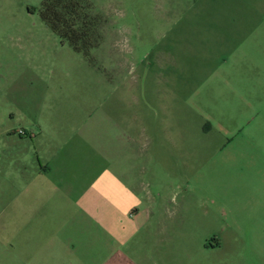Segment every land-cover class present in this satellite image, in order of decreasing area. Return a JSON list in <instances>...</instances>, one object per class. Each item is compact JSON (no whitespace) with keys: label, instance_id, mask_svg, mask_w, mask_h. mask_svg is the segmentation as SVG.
<instances>
[{"label":"rangeland","instance_id":"rangeland-1","mask_svg":"<svg viewBox=\"0 0 264 264\" xmlns=\"http://www.w3.org/2000/svg\"><path fill=\"white\" fill-rule=\"evenodd\" d=\"M43 1L0 0V264H264V0H84L89 57Z\"/></svg>","mask_w":264,"mask_h":264},{"label":"trees","instance_id":"trees-1","mask_svg":"<svg viewBox=\"0 0 264 264\" xmlns=\"http://www.w3.org/2000/svg\"><path fill=\"white\" fill-rule=\"evenodd\" d=\"M39 15L63 44H68L76 53L89 57L93 48V24L84 0H44Z\"/></svg>","mask_w":264,"mask_h":264},{"label":"built area","instance_id":"built-area-1","mask_svg":"<svg viewBox=\"0 0 264 264\" xmlns=\"http://www.w3.org/2000/svg\"><path fill=\"white\" fill-rule=\"evenodd\" d=\"M23 132H21V134H22Z\"/></svg>","mask_w":264,"mask_h":264}]
</instances>
